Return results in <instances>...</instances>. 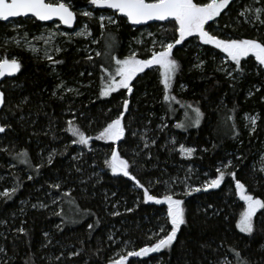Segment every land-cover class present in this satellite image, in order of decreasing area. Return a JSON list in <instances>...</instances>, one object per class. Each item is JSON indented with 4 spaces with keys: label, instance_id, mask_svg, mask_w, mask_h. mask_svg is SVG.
Here are the masks:
<instances>
[{
    "label": "trees",
    "instance_id": "16d2710c",
    "mask_svg": "<svg viewBox=\"0 0 264 264\" xmlns=\"http://www.w3.org/2000/svg\"><path fill=\"white\" fill-rule=\"evenodd\" d=\"M71 3L75 10L88 1ZM246 7H264V0H230L206 30L220 39L264 42V24L252 15L239 14ZM76 15L75 27L85 21L91 39L60 37V51L50 55L60 61L56 64L9 40L15 32L29 38L50 23L16 18V28L0 21V58L13 56L21 64L15 76L0 83L5 95L0 110L5 127L0 135V192L17 187L11 199L0 196V248L4 249L0 264H109L154 243L155 233L166 234L160 232L161 225L170 230L166 205L144 202L142 189L104 165L113 147L129 161L130 172L150 194H173L184 201L186 223L173 246L147 257H129L126 264H236L234 252L248 264H264V210L254 216L252 234L235 227L241 211L236 180L264 201V160L261 168L255 165L264 143V67L254 57L242 58L244 73L228 77L218 70L224 68L219 49L187 37L173 49L180 65L169 90L174 100L163 99L160 69L153 66L133 79L132 93L118 89L101 97L100 90L116 67L112 57L123 59L132 48H142L134 41L142 26L133 27L117 16L116 23L105 22L102 29L96 17ZM159 25L163 29L157 36L167 42L178 38L174 22L147 26L155 30ZM144 54L138 56L145 58ZM226 65L225 70L235 67L230 60ZM124 99L129 100L122 118L124 137L115 143L96 140L103 127L124 111ZM193 108L201 112L198 125L192 124ZM247 116L257 117L254 130ZM69 121L92 138L89 146L72 143L76 138L67 131ZM181 145L195 149L193 155H182ZM21 152L27 154L28 163L21 162ZM219 164L227 168L218 188L184 195L179 182L198 186L202 182L198 178H204L200 172L215 178ZM55 184L60 187H50ZM19 228L25 232L16 231Z\"/></svg>",
    "mask_w": 264,
    "mask_h": 264
},
{
    "label": "snow or ice",
    "instance_id": "6c2138e0",
    "mask_svg": "<svg viewBox=\"0 0 264 264\" xmlns=\"http://www.w3.org/2000/svg\"><path fill=\"white\" fill-rule=\"evenodd\" d=\"M88 4L90 6L112 9L115 13L122 14L123 17H126L133 24H141L147 21L174 22V31L178 34V38H175L174 42L162 44L161 49L159 51L153 50L151 56L147 59L137 58L135 52L123 59H117L113 56L112 59L115 61L116 67L114 73L109 74L105 86L101 88V97H107L110 93L116 92L118 89H126L128 93H132L133 88L131 82L137 74L144 72L145 69L152 66H159V82L163 85L164 91L163 99L165 101L174 100L175 97L169 95V90L172 87L174 76L180 70V65L173 58V49L176 45H180L182 41H185L187 37L192 36L198 37L200 42L205 45H213L220 52L224 53L228 60L235 64V67L231 70H225L224 68L218 69L225 71L228 77L235 78L233 77V73L240 75L244 73V68L241 64L242 58L254 57L257 64L260 67H264V42H258L256 39H220L206 30V25L209 21L215 22V18L219 17L222 11L229 6L230 0H208L207 3L194 2V0H88ZM72 8L71 0H0V21H7L13 17L31 15L39 21H49L55 18L61 24L71 28L76 19V13ZM239 14L242 16L252 15L255 21L264 24V19H262L264 17V7H246ZM81 15L91 18L93 13L91 11H82ZM99 19L101 21L100 27L102 29L105 28L103 21L106 17L100 16ZM107 20L109 24L116 23L112 17H107ZM86 33L87 25L77 32L76 35L82 36ZM32 51H36V49L33 48ZM56 51L58 52L60 49L57 48ZM46 59L53 64L60 63V61H54L47 53ZM202 63L203 61L195 65V67L199 68ZM20 67L21 64L15 58H0V77H4L6 74L12 75L19 71ZM60 87L61 85H57V88ZM66 90L70 92L74 91L73 89ZM53 95H55V92ZM249 95H251V92ZM4 103L5 95L3 92H0V105ZM188 107H191V105H188ZM123 109L124 111H121L115 119H112L103 127L95 137L96 140L112 141L115 143L124 137L125 125L122 123V118L129 109L128 99L123 100ZM192 111L195 113L192 124L198 125L200 123L201 112L198 108H193ZM246 119H250L254 130L257 124V117H246ZM177 127H182V125H177ZM4 131L5 127L0 126V133ZM67 131L76 138L72 141L74 144L87 147L90 139H92L86 136L72 121L68 122ZM133 135H136V133H133ZM141 139H145L143 134H141ZM152 143H155V141L153 140ZM144 146L147 148L148 144L145 143ZM194 151L195 149L193 148H186L184 145L180 146L182 155L191 156ZM51 155L48 158L49 164L52 163ZM18 157L22 163H28L26 153L21 152L18 154ZM104 165L110 169L113 175L122 174L124 177L133 181L136 188L142 189L144 202L166 205V222L171 226L170 230H167L164 225H161L160 232L166 234L160 235L159 233H155L154 235L157 238L154 243L140 247L138 250L128 251L126 255H120L119 259L109 260V264H126L129 257H147L151 253H158L163 249H168L173 246L174 241L177 239L178 230L181 225L186 223L185 210L182 206L184 201L175 199L173 194H165L162 197L150 194L149 188L145 187L136 176L132 175L129 161L122 158L115 147L111 149V155L104 160ZM39 167L40 165H37V168ZM223 167L227 168V165ZM77 171H80V169L77 168ZM216 171L215 178L207 180L201 187H189L186 184L184 195H191L192 192H199L201 189L207 191L208 189L218 188L225 179L226 173L221 168H217ZM227 175H232L233 179H235L234 173L229 172ZM28 178L32 179L31 176ZM50 187L59 188L60 185L55 184L50 185ZM244 187L239 180L235 181L236 195L244 202L243 211L240 212L235 227L241 233L252 234L254 232L253 217L257 215L258 209L264 210V201L246 194ZM16 191V186L11 189L5 188L4 191L0 192V196L8 200L11 199ZM64 195H67V193H64ZM33 207H36V205H33ZM40 207H45V205L41 204ZM128 211H131V209H128ZM56 215H60V213H56ZM112 215H119V213L113 212ZM88 227L91 229L93 225L89 224ZM16 231L24 233L25 229L19 228ZM44 235L45 237L48 236L47 233ZM109 238L111 239V237ZM3 251L4 249L0 248V252ZM71 255H77V253H72ZM233 255L236 256V264H248V261L241 258L239 253L234 252Z\"/></svg>",
    "mask_w": 264,
    "mask_h": 264
},
{
    "label": "rangeland",
    "instance_id": "374dc122",
    "mask_svg": "<svg viewBox=\"0 0 264 264\" xmlns=\"http://www.w3.org/2000/svg\"><path fill=\"white\" fill-rule=\"evenodd\" d=\"M95 9H96L95 6H90L89 4H87L83 7H77L74 11L80 15H81L82 11H91L93 13L92 17H96L98 19L99 25L101 24V21L99 19L100 16L106 17V19L103 21L104 24H105V22H108L107 17H112L115 20V18L117 16H119L117 13H115L114 11H111L109 9H99L97 12H95ZM9 22H11L12 26H16V28L18 27V24H17V22H15V19H11V20H9ZM85 25H87V23L85 21H82L79 25H77L73 29L67 30V29H64L58 22H52V23H50V25H43L39 32L35 33L33 36H31L29 38H23L18 34V32H15L9 36V40L14 42V43H17L18 45H21V46L27 48V50H29L35 54H38L41 56H46V53H47V55H51L52 53L56 52V49L59 48V46H60V43H61L60 37H62V36H75V37H83L85 39H91L92 32H91V29L89 28L88 25H87V33L85 35H82V36L76 35V33L79 32L81 29H83ZM162 29H163V27L161 25H159L155 30L150 29L148 26H142V28L139 30L138 36L134 40L136 45L141 46L142 48L141 49L132 48V50H130V52H128V55L135 52L137 55V58L147 59L151 56V52L153 50L159 51L161 49L162 44L171 43V42H167L166 40H164V38L157 36V34L158 35L161 34ZM192 37H193V39H195V41H200L198 37H196V36H192ZM33 48H35L36 51H32ZM139 53H145L144 54L145 58H140V56H138ZM1 58H3V57H1ZM7 58L12 59L14 57L9 56ZM227 61H228V59H227L226 55L221 52V63L224 65V69L227 67V65H226ZM153 67H157L159 69V66H153ZM247 117H252V116H247ZM247 124L251 125L250 119H247ZM88 146H89V144H88ZM184 147L191 148V147H187V146H184ZM81 148H83V146H81L79 148L80 151H81ZM193 153H192V155H193ZM187 157H190V156H187ZM263 160H264V143H263L262 147L260 148V150L258 151L257 161L255 162V165L258 168H261ZM223 166H224V164H219L217 166V168H221L222 170H224ZM200 173L204 177V178H201V177L198 178V179H200V181H202L200 183V185L197 186V185H193L189 181H184V182H179V185H181L180 183H183L182 186H180V187H182L184 190H185L186 184L189 187H201V185L204 182H206L207 180L214 179V177H211L209 175V173H207V172L202 171ZM179 181H183V180L179 179ZM177 190L179 191L178 188H177ZM177 190L175 192H177ZM244 191L246 192V194H249L246 190V187H244ZM235 198L238 201V203L241 205V211H243L244 202L242 200H240V198L236 195V188H235ZM258 211H259V209H258ZM220 264H222V261L220 262Z\"/></svg>",
    "mask_w": 264,
    "mask_h": 264
},
{
    "label": "water",
    "instance_id": "95a60500",
    "mask_svg": "<svg viewBox=\"0 0 264 264\" xmlns=\"http://www.w3.org/2000/svg\"><path fill=\"white\" fill-rule=\"evenodd\" d=\"M96 7V6H95ZM96 8H98V9H108V8H101V7H96ZM73 10V9H72ZM109 10H111V11H114V10H112V9H109ZM74 11V10H73ZM75 12V11H74ZM119 16H122V14H119V13H117ZM26 17H30V18H33L34 20H36V21H38L39 23H44V24H47V23H52V22H58L64 29H67V30H70V29H73L74 27H75V25H76V21H77V15H76V19L74 20V22H73V25H72V27L71 28H69V27H67V26H65V25H63V24H61L59 21H58V19H55V18H53L52 20H49V21H39V20H37L35 17H32L31 15H28V16H20V17H13V18H9L7 21H9V20H11V19H16V18H26ZM123 17V16H122ZM124 18H126V17H124ZM126 20H127V18H126ZM2 22H6V21H2ZM127 22L131 25V26H133V27H139V26H147V25H150V24H154V23H166V22H168V21H147V22H144V23H141V24H133V23H131V22H129L128 20H127ZM17 72H15L14 74H12V75H5L4 77H0V83L4 80V79H7V78H12L13 76H15V74H16ZM0 92H3L1 89H0ZM2 106L3 105H0V110H1V108H2ZM0 126H3L2 124H1V122H0ZM2 133H0V135H1Z\"/></svg>",
    "mask_w": 264,
    "mask_h": 264
}]
</instances>
